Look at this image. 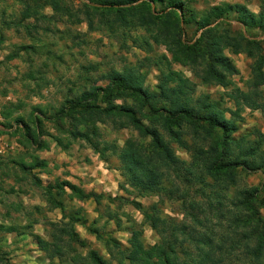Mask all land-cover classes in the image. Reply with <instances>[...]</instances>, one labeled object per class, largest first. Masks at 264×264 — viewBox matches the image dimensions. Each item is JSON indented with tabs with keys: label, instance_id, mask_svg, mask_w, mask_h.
<instances>
[{
	"label": "rangeland",
	"instance_id": "rangeland-1",
	"mask_svg": "<svg viewBox=\"0 0 264 264\" xmlns=\"http://www.w3.org/2000/svg\"><path fill=\"white\" fill-rule=\"evenodd\" d=\"M143 1L0 0V264H97L92 252L127 264L134 238L172 244L185 264H264V29L243 23L264 22V0H176L175 13L173 0ZM203 31L234 72L176 49ZM241 33L260 42V60L228 46ZM113 75L232 129L169 130L123 92L67 110ZM107 105L133 108L168 155ZM227 142V161L247 159L212 174Z\"/></svg>",
	"mask_w": 264,
	"mask_h": 264
},
{
	"label": "trees",
	"instance_id": "trees-1",
	"mask_svg": "<svg viewBox=\"0 0 264 264\" xmlns=\"http://www.w3.org/2000/svg\"><path fill=\"white\" fill-rule=\"evenodd\" d=\"M151 1L154 0H149V1L144 0L143 2L147 5H151L150 4ZM106 4L107 5L105 7H107L108 9H111L116 5L110 1H107ZM171 6L176 9L174 10V13L183 9L182 5L178 4L176 0H173L171 2ZM235 8H237V11H239L241 15L243 16L247 15L244 7L235 6ZM159 17L160 16H155L156 19ZM249 19L250 20H247V23L243 22L245 23L246 26L250 28L258 27L260 29H264V22L258 20L255 21L253 20L252 17H249ZM204 38H206V32L203 31L199 36V38H197V40H195L193 43L185 42L181 39L176 40L175 47L179 51V53H182L186 58H194L197 60H201L204 59L206 56H208L209 58H211V61L214 62V64L220 66L223 70L228 72H234L235 71L234 66L230 63L229 59L222 54V49H223L222 45L220 46V44H218L217 42H213L208 39H206L202 43V40H204ZM239 38L240 39H238L237 41L228 44V46L231 47L233 51L235 52L242 51L246 53V55L249 57L260 56L261 48L259 46L260 42L258 40L248 39L244 37L242 33ZM260 59L261 56L259 57L258 60ZM206 73L207 75H210V77L216 76L215 71L213 70L212 72V69H209ZM256 77L259 84L264 83L263 74L258 73ZM120 92L128 93L132 97L139 100L141 104V108L147 107L148 108L147 114L150 117H153L154 119L156 118L157 120L163 122L165 127L168 128L169 130L179 127L183 123L190 124L192 127L196 128L197 124L199 123V120H204L206 122V125L209 126L208 127L209 129H213L214 127H217L220 128L223 131V133H226L227 131L232 129L230 122L220 119L213 112H209L205 116H199L197 112H194L192 109L187 108L185 105L183 106L176 104L175 99L170 98V96L168 95L164 97L163 101L157 103V101L154 98H152L146 90H144L140 86L131 84L129 80L126 83L125 79L120 75H113L111 78L110 85L106 88L96 87L93 90L84 91L77 100L72 101L67 106V110L72 112L74 111L88 112V111H92L93 109H98L99 106L97 105V102H103L108 104L114 97H117ZM182 93L184 94V92ZM101 111L106 114L129 115L135 126L141 129L147 135H150L152 140L155 142V144L168 155V152L165 150L164 144L159 139L156 130L144 126L137 119L135 115L136 112L133 108L126 106H120L119 108H115L113 105H107L104 108H102ZM230 146L231 144L227 142V145L223 144L220 152L215 153L216 158H214V162L212 166V174H217L222 170H227L232 166L238 165V163H240L238 162L239 160L246 161L247 158H241V159L235 158L232 160V162L227 161L228 156L230 155ZM128 153H129L128 151L127 152L124 151L125 158L129 156ZM263 203H264V197H262L261 204ZM252 211L250 214L255 215L256 209L253 208ZM260 242L261 239L259 240V243ZM163 245L164 243L145 248L142 245V243H140L136 238H134L131 244V248L128 250V254L126 255V259L128 260L127 264H185L184 259L179 260L176 254L175 255L173 254L172 244H168L166 246ZM115 247L118 248L119 245L115 243ZM261 251L264 252V249L262 248ZM257 253L259 254L258 251ZM116 254L118 257L124 256L121 250L117 251ZM91 258L93 263L95 262L97 264L99 263L105 264V262L101 259V256H98L95 252L91 253Z\"/></svg>",
	"mask_w": 264,
	"mask_h": 264
}]
</instances>
